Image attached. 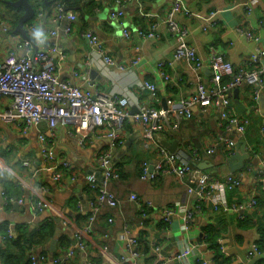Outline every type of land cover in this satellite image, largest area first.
<instances>
[{"label": "crops", "instance_id": "0c3cea01", "mask_svg": "<svg viewBox=\"0 0 264 264\" xmlns=\"http://www.w3.org/2000/svg\"><path fill=\"white\" fill-rule=\"evenodd\" d=\"M37 1L45 2L33 0L32 3ZM249 1L121 0L125 15L117 20L111 16L119 8L117 0H72L68 9L77 16L72 23L67 18L55 19V5L36 11L35 18L25 26L32 39L27 49L23 37L15 33L24 10L21 8L18 18L3 0L0 2V22L9 27V33L0 32V60L10 52L22 57L26 50L34 53L56 45L58 51L53 62L61 80L84 90L126 95L132 102L129 106L131 114L138 111L139 104L167 110L195 95L199 83L210 92H218L212 82L210 61L213 55H223L238 71L251 68L253 51L257 47L264 49V27L260 24L264 19V0H259L248 12ZM176 2L181 3L176 20L188 29V44L204 62L200 71L188 61L175 58V39L166 19ZM41 10L43 17L38 19ZM213 12L218 14L212 20L210 14ZM13 21L17 23L14 25ZM69 24L72 30L66 33ZM155 25V37L139 35V32L150 33ZM30 27L36 30L31 32ZM125 30L131 33L129 38L123 35ZM87 31L99 38L103 54L97 52L84 36ZM244 32H251L259 41L247 38ZM104 56L111 57L114 64L105 66ZM162 73L168 76L167 80L163 79ZM228 80L225 78L223 82ZM143 82L155 84L156 94L142 89L140 84ZM239 89L237 96L234 91L230 96L231 114L249 120L244 134L223 127L219 106H211L206 111L193 108L192 119L182 120L176 131L165 129L155 134L148 144L143 125L130 118L120 132L125 144L118 148H113V141L107 137L109 127L97 130L90 139L81 142L79 136H71L66 128H59L52 134L49 127L42 124L23 132L0 120V169L7 177L0 181V228L7 227L16 239L24 240L23 237L39 235L43 228L52 226L53 234L35 251L46 253L47 264H53V258L75 243L77 229L87 224L88 215L78 209V203L81 202L84 209L88 208L94 193L88 187L87 177L91 173L102 175L99 159L112 151L113 167L121 176L110 183L109 189L116 195L118 205L103 208L92 233L85 238L86 252L77 253L67 264H120L123 258L139 264H157L158 258L153 252L155 245L161 247L160 257L165 261L186 249L191 250L186 259L175 260L174 264H202L204 261L214 264V252L205 241L204 230L213 232L222 253L232 264L248 263L251 246L264 232V177L260 174L264 164L261 131L264 90L259 107L254 108L253 89L248 86ZM12 102L10 97L0 99V112L8 109ZM41 135H45V141L40 139ZM175 141L179 157L209 176L211 181H225L229 176L241 180V187L225 193L226 206L216 210L210 201L200 203V206L196 196L188 194L185 179L171 175L147 181L140 178L144 163L154 165L159 161L158 149L163 142ZM229 141H233L235 147H230ZM242 142L246 143L249 160L244 162L242 170L232 172L228 159ZM45 148L53 152L52 159L44 154ZM210 150H213L212 154H208ZM65 163L70 168H66ZM199 164L205 165L206 169H198ZM55 172L61 175L59 181L54 180ZM131 194L153 203L155 209L148 211L147 218L142 217L139 206L129 200ZM253 197L258 201L256 207L248 211L235 210ZM40 198L49 200L52 208L35 212L33 205ZM166 210L173 212L169 223L165 222ZM191 210L195 211L194 215L185 222L184 217ZM241 216L246 219L241 221ZM58 221L63 230L52 254L49 248L60 225ZM126 226L129 234L125 232ZM129 237L138 240L136 257L129 256ZM0 244L6 247L1 236ZM18 253L20 249L11 246L0 258V264L14 260ZM29 259L26 252L21 264L28 263Z\"/></svg>", "mask_w": 264, "mask_h": 264}, {"label": "built area", "instance_id": "2783aa9c", "mask_svg": "<svg viewBox=\"0 0 264 264\" xmlns=\"http://www.w3.org/2000/svg\"><path fill=\"white\" fill-rule=\"evenodd\" d=\"M259 0H250L246 10L248 12L258 5ZM119 6L116 12L112 13V18L121 20L124 17V4L121 0H117ZM181 10V3L176 2L168 11L166 23L169 31L175 39V58L186 60L193 65L195 70L200 71L204 67L203 60L197 55L194 48L188 44L189 31L183 27L177 20L176 15ZM217 12L210 14L211 19H215ZM43 13H38L37 18L41 19ZM67 18L70 23L76 21L77 16L65 8L63 4L56 5V20ZM264 27V19L260 22ZM157 25L152 27L151 32H139L142 38L155 37ZM31 32L36 30L35 27L29 28ZM207 30V28H205ZM72 30L69 24L65 32L70 33ZM0 32L9 33V27L0 22ZM56 32H53L55 35ZM247 38L258 42L259 38L254 37L251 32L243 33ZM123 35L129 38L131 33L125 30ZM84 36L90 41L92 47L99 53L103 54L102 43L99 38L91 31L84 33ZM1 44V40H0ZM25 46L30 47V41L25 40ZM56 45L47 47L46 49L37 50L32 53L26 50V53L20 57L16 53H8L3 60H0V99L5 97L12 98L13 102L5 111L0 112V120L17 126L23 132H27L32 128L46 124L52 134L59 128L69 129L71 136H79L81 142H85L97 130L109 127L110 131L107 137L113 141V148L121 147L125 144V140L120 132L125 122L132 118L137 124L144 127L145 136L153 140L155 134L170 129L176 131L182 120L192 119L194 116L193 108L200 107L202 111H206L211 106H219L221 108L222 125L227 131L234 130L239 134H244L249 126V120L239 118L231 114V93L240 87H251L253 89L254 108H258L261 92L264 90V49L257 47L250 56L249 70H236L235 67L223 55L215 54L212 56L210 66L213 71L212 82L218 87V92H210L202 83H199L195 95L188 99H182L178 106L167 110H158L146 104H139L138 111L134 114L129 112L131 99L126 95L117 93H101L99 91L84 90L76 86H72L69 82L61 80L56 71L53 62V56L57 53ZM66 57V55H62ZM103 64L113 65L114 60L109 56H104ZM163 79L168 76L162 73ZM229 78L228 82L223 80ZM142 89L156 94L157 86L150 82L140 84ZM264 139V124L261 128ZM40 139L45 141V135H41ZM146 144V145H147ZM230 147H235L233 141L228 142ZM148 146V145H147ZM112 151L104 153L99 164L102 171V180H98L95 173H91L87 177L88 187L93 191L94 197L90 199L88 208L84 209L82 203H78V209L85 211L88 215V222L82 229L75 232V243L64 251L61 255L53 258V264H67L77 253L86 252L87 245L85 238L89 236L104 207L115 208L118 205L116 195L110 191L109 185L113 180L120 179V174L113 167ZM213 150L208 151L212 154ZM44 154L50 159L53 158V152L44 149ZM159 161L150 165L148 162L142 166L140 178L143 181L157 180L160 176L171 175L178 179H185L188 183V194L195 195L199 205L210 201L213 207L218 210L221 206H226L225 193L227 191L236 190L241 187V180L235 176H229L225 181H211L209 176L194 168L188 161L181 159L177 153H171L165 147L158 149ZM66 168H70L65 163ZM153 167V168H152ZM264 177V164L260 172ZM60 174L54 173V180H60ZM129 200L135 202L140 209V215L147 218L148 211L155 209L150 201L141 200L138 195L131 194ZM201 203V204H200ZM197 206L200 208V206ZM258 205L256 197L250 202L239 205L235 210H250ZM52 204L45 198L35 201L33 210L42 212L50 210ZM198 208V210H200ZM195 211H188L184 217L185 222H189ZM173 212L165 211V222L171 221ZM241 220L244 216L240 217ZM112 223L113 219H109ZM125 232L129 234V228L125 227ZM13 237V234L10 232ZM138 240L129 237L128 248L129 256H138L137 246ZM153 252L158 258L157 264H174L173 262L186 259L191 250L186 249L176 255L171 260H164L160 257L161 247L153 246ZM261 256L260 250L256 244H253L248 253V263ZM160 257V258H159ZM47 255L33 252L30 255L31 264H47ZM120 264H139L129 258H123ZM213 261H204L202 264H212ZM243 263V264H248ZM94 264V263H90Z\"/></svg>", "mask_w": 264, "mask_h": 264}, {"label": "trees", "instance_id": "16d2710c", "mask_svg": "<svg viewBox=\"0 0 264 264\" xmlns=\"http://www.w3.org/2000/svg\"><path fill=\"white\" fill-rule=\"evenodd\" d=\"M3 0H0V2ZM17 0H5V3L8 4V7L15 11L18 14V18L21 17L19 16V13L22 11L21 8L13 7L10 3L15 2ZM72 0H48L47 2L43 1H37L35 4H33V7L37 11L38 9H47L51 5H57V4H63L67 10L68 7L71 5ZM39 13H42V10L39 11ZM20 19V18H19ZM18 19V20H19ZM17 22L13 21V24L15 25ZM246 218L244 217V221ZM48 229L50 231H48ZM54 228L52 226H46L43 228L42 232H39V235L36 236H30L27 238V236L23 237L24 240L22 239H16L14 236L12 237L10 235V230L5 227V228H0V236L2 237V243L6 246H2L0 244V258H2L5 254L8 253L9 248L11 246H17L20 249V253L16 254L13 258L14 260H9L6 261V264H21L23 257L25 256L26 252L29 253V256L31 253L36 252L35 248L37 246L42 245L49 236L53 234ZM204 236H205V241L210 245L211 250L214 252V264H232V262L227 259L224 254L222 253L220 245L217 243L215 235L213 234L212 231L204 230ZM63 244V243H62ZM261 253V260L257 264H264V232L261 234V239L255 243ZM65 245V244H63ZM42 255H47L46 253H41ZM7 259H9V255H6ZM25 264H31L30 259L28 263Z\"/></svg>", "mask_w": 264, "mask_h": 264}, {"label": "water", "instance_id": "95a60500", "mask_svg": "<svg viewBox=\"0 0 264 264\" xmlns=\"http://www.w3.org/2000/svg\"><path fill=\"white\" fill-rule=\"evenodd\" d=\"M47 1L48 0H45V2ZM10 4L13 7L22 8L24 10V14L19 19V22L15 29V33L20 34L24 40L32 41L31 37L28 34V31L25 28L26 24L32 21L36 16V10L33 7L31 0H17L15 2H11ZM92 75H94V73H92ZM239 91H240L239 88L234 90L236 96L239 94ZM261 104L264 106V98L262 99ZM177 144L178 143L176 141L173 143L163 142V146L171 153H177ZM246 160H249V155L247 154L246 151V143L242 142L238 145L236 152L232 153L230 158L228 159L230 170L232 172L242 170L244 167V162ZM202 164L197 165V168L200 170H205L206 167L205 165ZM97 178L99 181L102 180V175L99 173L97 175ZM6 179H7L6 173L2 172L0 169V181L1 180L4 181ZM62 227H63L62 224H60L56 231L54 241L50 245L49 250L52 252V254H54L57 249V243L63 230ZM260 260H261V256H257L255 259L251 260L248 264H257Z\"/></svg>", "mask_w": 264, "mask_h": 264}, {"label": "rangeland", "instance_id": "374dc122", "mask_svg": "<svg viewBox=\"0 0 264 264\" xmlns=\"http://www.w3.org/2000/svg\"><path fill=\"white\" fill-rule=\"evenodd\" d=\"M31 2H33V0H31Z\"/></svg>", "mask_w": 264, "mask_h": 264}]
</instances>
